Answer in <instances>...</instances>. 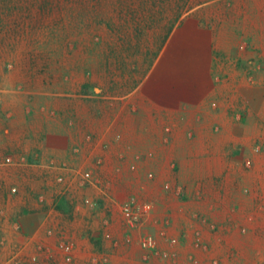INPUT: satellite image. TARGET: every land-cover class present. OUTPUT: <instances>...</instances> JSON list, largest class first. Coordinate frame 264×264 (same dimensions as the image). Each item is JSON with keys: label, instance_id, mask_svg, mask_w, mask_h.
I'll use <instances>...</instances> for the list:
<instances>
[{"label": "rangeland", "instance_id": "rangeland-1", "mask_svg": "<svg viewBox=\"0 0 264 264\" xmlns=\"http://www.w3.org/2000/svg\"><path fill=\"white\" fill-rule=\"evenodd\" d=\"M83 113L0 158V264H264V0H0L5 129Z\"/></svg>", "mask_w": 264, "mask_h": 264}, {"label": "crops", "instance_id": "crops-1", "mask_svg": "<svg viewBox=\"0 0 264 264\" xmlns=\"http://www.w3.org/2000/svg\"><path fill=\"white\" fill-rule=\"evenodd\" d=\"M82 116L69 123L65 120H56L53 124L48 122L46 126L43 125L40 128L29 126L20 115L14 121L8 122V130L0 122V133L5 135L0 137V158L4 156L3 153L8 151H22L21 153H23L30 148H40L47 156L54 157L58 162L70 160L71 165L76 166L78 160L88 158L91 152H100L102 149L98 146L102 142L110 143L114 141L115 137L108 132L105 135L101 129L95 130L91 124L92 116L89 117V114L83 113ZM30 129L38 133L41 132L46 137L43 141L38 138L28 141V143L24 138L22 139V135ZM93 135L96 137L94 140Z\"/></svg>", "mask_w": 264, "mask_h": 264}, {"label": "built area", "instance_id": "built-area-1", "mask_svg": "<svg viewBox=\"0 0 264 264\" xmlns=\"http://www.w3.org/2000/svg\"><path fill=\"white\" fill-rule=\"evenodd\" d=\"M134 219H136V218H134Z\"/></svg>", "mask_w": 264, "mask_h": 264}]
</instances>
